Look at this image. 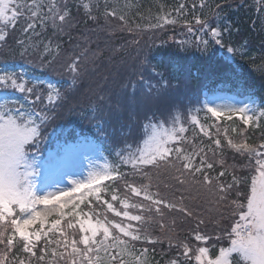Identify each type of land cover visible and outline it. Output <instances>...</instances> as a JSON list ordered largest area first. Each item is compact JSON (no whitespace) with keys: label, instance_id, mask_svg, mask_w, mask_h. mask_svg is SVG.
Instances as JSON below:
<instances>
[{"label":"trees","instance_id":"obj_1","mask_svg":"<svg viewBox=\"0 0 264 264\" xmlns=\"http://www.w3.org/2000/svg\"><path fill=\"white\" fill-rule=\"evenodd\" d=\"M23 1L25 6L32 3V0ZM57 2L67 4L71 12L63 32L56 30L54 34L49 20L47 30L37 28L42 34L33 38L38 48L31 49L25 56L17 53L21 48L15 42L17 39L27 40L28 36L19 30L15 32L16 38H12L13 32L5 29L7 44L2 42L0 45V67L3 64H20L28 73H42L59 82V103L46 100L43 83L24 81L26 85H31L29 88L35 87L43 97L35 105L31 103L34 96L26 99V93L8 87L16 96L30 102L38 125L44 120L39 128L38 144L33 146L41 147V150L35 151L44 152L53 144L54 139L68 142L74 141L78 135L94 137L112 160L115 170L124 173L127 180L137 185L150 183L153 193L159 192L169 201L178 203L183 199V204L193 212L192 217L165 210L164 220L160 221L169 225L178 239L191 242L194 247H209L213 253L221 246L227 247L230 240L224 230H230V224L238 219V216H231L227 201L219 205L209 203L208 194L202 187L180 185L172 179L173 171L163 165L159 168L144 167L137 174L131 161H138L143 143L164 129L171 132L176 130L177 136L182 135L186 143L181 146L189 152L193 146L207 147L209 138L191 120L194 115L192 112L197 106L200 107L205 92L218 89L219 92L237 97H256L264 105V0ZM84 3L91 5L94 19H89L82 6ZM105 4L109 5V10L118 5V11L123 13L125 19L121 21L104 16ZM181 5H184L183 10ZM26 14L27 11L16 24L25 22ZM197 19L206 21V26H201L204 31L198 28L200 24L196 23ZM3 26L4 21L0 29ZM211 28L220 32L221 44L215 43ZM50 41L51 55L44 52V45ZM205 41L208 42L206 46ZM228 52L227 58L225 53ZM77 57L80 58L81 67L78 77L73 79V73L65 65ZM17 71L20 70L13 69L11 73ZM159 85L165 86L161 88ZM2 90L7 91L0 88ZM174 120L178 123L174 124ZM198 121L211 132L213 138L221 139L226 163L235 165L237 175H248L250 182L251 173L242 167L247 164V158L229 149L225 139V129L228 130L227 135L234 136L231 129L243 128L242 121L237 116L231 120H209L202 116ZM258 124L259 127L246 130L248 143L257 147L264 143V118ZM181 126L185 128L184 133L178 131ZM44 136L49 138L42 141ZM170 146H176L175 142L171 141ZM122 157L128 159L129 163H123ZM220 170L217 165L216 172ZM231 171L221 179L231 181ZM145 173L149 179L144 178ZM113 184L112 180L101 184V201H111L113 193L110 188ZM115 184L120 189L118 194L123 196L124 182L116 181ZM240 187L242 191L246 190L244 185ZM112 203L118 210H122L118 201ZM80 207L86 212L94 211L114 221L122 219L108 212L102 203L98 204L95 196L85 199ZM129 211L136 214L134 209ZM200 219L204 220L199 226L200 231L211 237L207 243L194 240L193 230L197 228ZM131 223L139 226L137 222ZM145 228L153 238H159L161 242L153 245L139 241L136 246L146 248L154 263L169 264L178 254L174 246L169 247V233L162 230L159 223L145 225ZM217 236L221 238L217 240ZM180 259L183 264H189L183 256ZM191 264H195L194 259Z\"/></svg>","mask_w":264,"mask_h":264},{"label":"snow or ice","instance_id":"obj_2","mask_svg":"<svg viewBox=\"0 0 264 264\" xmlns=\"http://www.w3.org/2000/svg\"><path fill=\"white\" fill-rule=\"evenodd\" d=\"M82 6L89 19H94L91 15V5L84 3ZM96 7L99 8V5ZM104 7V16L121 21L125 19L123 13L118 11V5L112 6L110 10L109 5L105 4ZM180 8L183 10L184 5ZM25 11L28 13L26 26L22 25L19 31L27 35L28 39H17L15 42L22 49L20 56L28 55L31 49L38 48L33 38L42 33L38 32L37 28L47 30L50 20L54 34L56 30L63 32L71 17L67 4L61 5L57 0H32L27 6L17 0H0V21L5 22V29L8 24H12V31H16L15 23L24 16ZM196 23L202 27L206 26V21L197 19ZM210 31L215 43L221 44L220 32L216 28H211ZM0 42L7 44L3 29H0ZM50 43L51 41L44 45V52L49 55ZM207 43L204 42L205 46ZM65 67L73 73L75 79L80 72V58L71 59ZM0 86L26 93V99L34 96L35 99L31 102L33 105L43 99L35 87H27L22 78L12 73L0 75ZM164 86L159 85L161 88ZM59 100L58 90L55 101L49 92L50 103H59ZM207 112L217 118L224 114L218 108H208ZM247 112L246 107L227 109V118L231 120L232 116L238 113L244 127H233L231 132L234 136L227 135L228 130L225 129V139L229 149L247 158V164L242 167L251 173L250 182L248 175H237L235 165L226 163L221 139L213 138L211 132L195 117L191 118L193 125L199 127L203 135L210 140L207 147L193 146L189 152L181 146L186 143L184 137L177 136L176 130H173L171 133L165 132V138L157 139L155 146L147 153L141 152L138 161H131L137 174L142 172L144 167L159 168L163 165L173 171L172 179L180 185L202 187L208 194L209 203L219 205L228 202L231 216H238V219L230 224V230H224L230 244L227 247H219L218 251L213 253L209 247H194L191 242L178 239L169 225L160 222L164 220L165 210L192 217L193 212L183 204V199L178 203L169 201L159 192L153 193L150 183L137 185L134 181L127 180L125 174L118 169L114 175L92 173L87 184L78 183L68 192L59 189V195H37L32 179L37 175L34 168L35 158H30L28 148L38 144L39 128L44 120L38 125L36 118L27 113L0 105V264H151L148 250L136 248V242L139 241L153 245L161 242L146 230L145 225L151 223H159L162 230H167L169 247L174 246L177 249V257L170 260L169 264H183L180 256L189 264L193 259L195 264H264V143L258 147L248 143L246 130L259 127V124ZM259 116L264 117V111H261ZM173 123L178 121L174 120ZM178 131L184 133L185 128L181 126ZM171 141H174L176 146H170ZM89 148L90 144L82 141L69 144L57 157L50 158L45 163L46 177L55 179L66 168L74 166L79 155ZM122 162L127 164L129 160L122 157ZM217 165L221 169L219 172H216ZM230 169L231 181H223L221 178L227 176ZM144 178L149 179L147 173ZM104 180L114 182L110 188L113 193L111 201H101L99 185ZM116 181L124 182L123 196L118 194L120 189L116 186ZM240 185H244L246 190L242 191ZM82 188L87 189L90 196L94 195L98 204L106 206L108 212L122 219L114 221L107 216L101 217L94 211L86 212L81 209L84 197L76 200L71 197ZM233 193L234 197L229 200ZM61 197L69 199L62 201ZM53 201L58 203L47 207ZM116 201L122 210H118L112 203ZM38 205L46 207L38 210ZM89 207L92 205L89 204ZM129 209L136 210V214ZM50 216L55 218L49 221ZM133 221L139 226H134L131 223ZM172 223L174 225L175 220ZM203 223L204 220L200 219L197 228L193 230L194 240L207 243L211 237L208 233L200 231L199 226ZM220 238L216 237L217 240Z\"/></svg>","mask_w":264,"mask_h":264},{"label":"rangeland","instance_id":"obj_3","mask_svg":"<svg viewBox=\"0 0 264 264\" xmlns=\"http://www.w3.org/2000/svg\"><path fill=\"white\" fill-rule=\"evenodd\" d=\"M17 2L24 4L23 0H17ZM10 14L11 13H9V15ZM27 15L28 14H26V18ZM1 22L2 21H0V24ZM22 25L26 26L25 22H21L20 25L15 23V28L17 29L16 31H18ZM198 28L202 30L201 25ZM6 29L7 30L9 29L11 32H13L12 38H16V33H15L16 31H12V24H8ZM3 30H5V26H3ZM1 44L2 42H0V45ZM20 51H22V49ZM20 51H17V53L19 54ZM0 52H2L1 48H0ZM229 53L230 52L225 53L226 55L225 57L228 58ZM3 65L4 66L0 67V75H4L5 73H11L13 69L20 70L21 72L17 71L14 73L18 78H22L23 81L28 80L30 82L33 81L34 83H38V82L43 83L46 88V94H47L46 100L48 101L49 92L52 93V100L54 101L56 99V92L58 90L59 82L53 80L48 75L42 73H32V72L28 73L23 67V65L20 64L19 65L3 64ZM30 86H31L30 84L27 85V87ZM0 88L7 89V91L5 90L0 91V105L11 107L14 111L16 109H19L20 111L27 113L30 117L36 118V114L32 110V106L30 102L25 100L24 97L16 96L14 93L11 92L12 90L8 89V87L0 86ZM229 107L236 109L246 107L248 109L247 114L253 116V119H255L257 123H259L264 118L259 116V113L261 111H264V105L256 97H250V96L237 97L232 94L219 92L218 89H214L213 92H205L204 96L201 99L200 107L197 106L196 108H194L192 113H194L193 117H195L197 120H199L200 117L202 116H204L206 119L209 120L210 118L216 120L228 119L227 109ZM208 108H218V110H221L224 114L221 115L219 118L212 117L211 113L207 112ZM233 116H237L239 118L238 113L234 114ZM36 123L39 124L37 118H36ZM165 132L171 133V131H167L165 129L154 133L150 139H148L143 143L141 152L147 153L150 149H152L155 146V142L157 139L165 138L164 135ZM48 138L49 137L44 136L42 141H46ZM50 139H52V136H50ZM81 141L89 143L90 148L79 155L76 164L70 168H66L64 172L58 174L55 177V179L47 178L44 167L45 163L50 158L57 157L69 144L77 143ZM47 144L49 143H46L45 145ZM38 149L39 147H33V146H29L28 148L30 158L32 157L35 158L34 168L37 172V175L32 177V179L35 185L34 191L36 192L37 195H45L48 193H55L56 195H59V191H58L59 189H63L65 192H68L72 188L76 187L78 183L87 184L89 182L90 175L92 173H101V174L108 173L112 175L115 174V165H113L112 160L104 153L101 145L96 141V139L91 136L78 135L74 141H68V142H63L60 139H54L53 144H51V146H49V148L44 152L43 151L36 152L35 150ZM39 150H41V147ZM104 181H102L101 184ZM101 184L99 185V187H101ZM81 196L84 197V200L89 198L90 195L88 193V190L83 188L80 189V191L72 194L71 199L76 200ZM68 199L69 197H61L62 201ZM57 203L58 202L53 201V203L48 205L47 207H53ZM45 207H46L45 205H38L37 209L42 210ZM53 218L55 217L50 216L49 221H51ZM136 248L142 249L139 246H136ZM148 256L149 259L151 260V264H156L152 261L149 251H148Z\"/></svg>","mask_w":264,"mask_h":264}]
</instances>
